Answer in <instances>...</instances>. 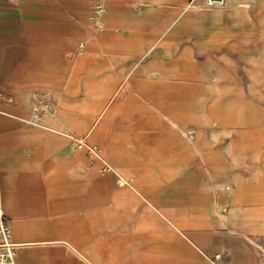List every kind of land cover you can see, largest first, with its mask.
Here are the masks:
<instances>
[{
  "label": "rangeland",
  "instance_id": "1",
  "mask_svg": "<svg viewBox=\"0 0 264 264\" xmlns=\"http://www.w3.org/2000/svg\"><path fill=\"white\" fill-rule=\"evenodd\" d=\"M131 9L133 28L125 33L131 50L102 54L122 61L103 72H115L117 85L103 81L100 109L93 113V105H83L76 111L71 105L69 126L55 130L63 138L66 132L88 136L114 169L102 174L69 143V205H143L165 224L166 250L191 248L199 264H264V186L253 194L254 205L241 208L244 226L225 228L214 212L211 172L198 157L186 162L178 146L186 138L178 130L168 135L160 123L167 122L160 105L175 96L177 122L192 141L214 143L215 158L227 169L249 160L232 145L233 126L221 127L209 109L231 116L241 110L243 95L264 112V0H133ZM58 114L55 107L52 116ZM101 114L109 116L99 131ZM256 179L264 184V169ZM218 207L228 217L225 199ZM157 228L151 221L149 229Z\"/></svg>",
  "mask_w": 264,
  "mask_h": 264
},
{
  "label": "crops",
  "instance_id": "2",
  "mask_svg": "<svg viewBox=\"0 0 264 264\" xmlns=\"http://www.w3.org/2000/svg\"><path fill=\"white\" fill-rule=\"evenodd\" d=\"M99 1L0 0V214L19 246L16 262L199 264L191 248L166 250L165 224L143 205L135 210V205H69L70 141L55 130L69 126L71 105L76 111L83 105H93V113L100 109L103 81L117 85L115 72H103L122 61L102 57L103 50L124 54L132 48L125 33L133 28V0H104L103 27L94 17ZM42 91L52 95L59 114L37 125L31 119L32 99ZM81 96L93 100L79 101ZM168 102L160 105L167 121L160 123L168 135L178 130L186 138L178 145L186 162L196 163L198 157L211 172L214 212L227 229L244 226L241 208L254 205L253 194L264 186L255 183L264 169V112L243 95L241 110L231 116L209 109V118L221 127L233 126L232 145L249 154V160L233 161L227 169L215 158L214 143L206 147L192 141L178 124L176 97ZM108 116L97 119V124L102 120L99 131ZM222 199L231 208L228 217L219 210ZM151 221L158 227L153 231Z\"/></svg>",
  "mask_w": 264,
  "mask_h": 264
},
{
  "label": "built area",
  "instance_id": "3",
  "mask_svg": "<svg viewBox=\"0 0 264 264\" xmlns=\"http://www.w3.org/2000/svg\"><path fill=\"white\" fill-rule=\"evenodd\" d=\"M209 3L223 2L224 0H208ZM105 12V3L100 0L94 10V17L96 22ZM56 107L52 95L48 92L42 91L35 93L32 99V121L40 125L45 116H51ZM63 135L70 141L72 147L76 150L83 151L85 155L93 162L99 165V171L102 174L114 173L112 165L105 159L102 149L88 142V136H76L70 132L63 133ZM125 185V181H121ZM19 246L13 243L11 238V230L5 217L0 214V264H17L15 254Z\"/></svg>",
  "mask_w": 264,
  "mask_h": 264
}]
</instances>
